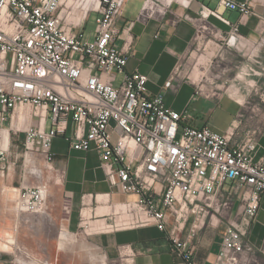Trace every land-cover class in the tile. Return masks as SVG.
Here are the masks:
<instances>
[{
  "label": "built area",
  "instance_id": "obj_1",
  "mask_svg": "<svg viewBox=\"0 0 264 264\" xmlns=\"http://www.w3.org/2000/svg\"><path fill=\"white\" fill-rule=\"evenodd\" d=\"M219 1L242 12L251 8L247 1ZM125 3L88 0L85 15L75 17L80 0H0V144L4 131L10 137L27 116L23 144L50 165L57 137L69 149L96 152L109 170V183L137 199L114 205L95 230L154 224L170 251L188 264H194L190 239L197 225L191 223L184 239L178 226L191 215L197 220L231 209V195L242 187L214 261L238 264L264 198V157H255V131L232 144V132L191 125L186 109L175 110L163 93L149 92L145 74L126 72L131 45L128 39L117 43L116 27ZM153 5L155 0H145L143 9ZM91 12L94 34L83 39L78 29ZM260 23L263 31L264 19ZM256 45L264 48V34ZM170 84L171 79L165 88ZM4 151L0 147V159ZM228 183L230 192L224 189ZM45 192L44 186H25L16 208L41 211Z\"/></svg>",
  "mask_w": 264,
  "mask_h": 264
},
{
  "label": "crops",
  "instance_id": "obj_2",
  "mask_svg": "<svg viewBox=\"0 0 264 264\" xmlns=\"http://www.w3.org/2000/svg\"><path fill=\"white\" fill-rule=\"evenodd\" d=\"M144 1L141 0L134 11L126 9V0L116 21L119 31L117 43L122 44L124 39H128L131 45L126 72L137 70L145 74L152 94L170 92L179 96L182 93L178 104L165 97L167 105L173 109L182 105L181 110H187L190 99L198 96L197 103L192 106L195 121L191 118V125H205L219 133L232 132V144L242 141L247 132L255 131V157H264V48L256 45L264 34L260 23L264 19V0H234L247 1L251 6L247 12L225 8L219 0H155L156 5L143 9ZM234 27L237 31L233 30ZM199 33L212 35L213 39L209 40L212 51L209 52L218 56L216 65H224L221 68L224 76L219 80L207 78L208 71L212 70L208 62L199 67L201 60L187 76L176 75L181 58ZM169 79L170 87L165 88ZM5 139L8 143L9 136L6 135ZM52 153L53 165L50 168L60 175L64 191L72 198L66 213L71 231L68 233H73L71 227L77 211L84 218L83 211L89 210L91 215L88 218L97 222L107 219L104 216L114 205L137 199L135 194L124 193L117 185L109 183V170L96 152L69 149L64 139L57 137L53 140ZM6 163L7 150L0 159V183L14 185V168ZM29 173L36 174L35 167L29 169ZM25 186L28 185L13 186V189L20 192ZM231 188L232 183L224 186L227 192ZM242 190L239 187L231 195L234 201L231 209L204 215L197 220L191 215L188 221L178 226V233L184 239L191 223L197 225L190 239L194 264H214L223 233L235 217L238 205L235 203ZM84 194H91L89 201L82 200ZM63 202L55 201V210L62 208ZM44 212L48 214L46 210ZM85 214L88 216V211ZM166 215L169 226H172L173 215L170 212ZM87 234L91 244L86 246L87 249L98 251L89 258L91 264H188L180 255L170 251L165 234L154 224L94 230ZM64 235L66 233L62 232L61 236ZM244 241L246 249L238 264H264V198L251 218ZM0 264H7L1 256Z\"/></svg>",
  "mask_w": 264,
  "mask_h": 264
},
{
  "label": "rangeland",
  "instance_id": "obj_3",
  "mask_svg": "<svg viewBox=\"0 0 264 264\" xmlns=\"http://www.w3.org/2000/svg\"><path fill=\"white\" fill-rule=\"evenodd\" d=\"M140 4L141 0H128L125 7L135 11ZM88 5V0H80L79 6L75 8L74 16L83 17ZM87 16L82 27L84 29L78 30L83 32V39H92L96 13L91 12ZM210 39H213L210 34L199 33L197 35L189 51L181 58L175 71L176 75L187 76L195 64L201 60L198 65L201 68L207 62L210 64L209 68L212 71H208V79L223 78L221 68L224 65H216L218 56L209 52L212 51ZM212 72L213 75L210 76ZM163 94L170 100L174 99L176 104L182 98V93L179 96L170 92ZM194 97L195 99H190L187 113L195 121L192 106L197 103L195 101L198 100V96L194 95ZM181 108L182 105L175 110H181ZM262 115L264 116V109ZM28 123L29 117L26 116L24 122L11 130L9 137L6 165L14 168L15 179L14 185L4 186L0 183V256L6 259L7 264H44L45 262L47 264H91L89 258L98 251L97 249L95 251L87 249L86 246L91 245L88 242L87 233L93 232L98 224L88 218L91 215L89 210L83 211L84 218H81L77 211L73 216L74 225L71 227L74 235L68 233L70 230L66 213L69 211V201H72V198L64 191L60 175L50 168L51 165L44 160L43 155L31 153L24 146V130ZM6 127H8L7 122ZM34 167L36 174L29 173V169ZM40 183L46 185L44 207L41 211L32 212L16 208L19 192L14 190L13 186L19 188L20 185H38ZM239 199H237L236 205L239 203ZM89 200V197L85 199V201ZM55 201H64L62 208L55 210ZM45 210L48 212L46 215ZM86 211L89 213L88 216L85 214ZM62 232H65L66 235L61 236Z\"/></svg>",
  "mask_w": 264,
  "mask_h": 264
},
{
  "label": "bare ground",
  "instance_id": "obj_4",
  "mask_svg": "<svg viewBox=\"0 0 264 264\" xmlns=\"http://www.w3.org/2000/svg\"><path fill=\"white\" fill-rule=\"evenodd\" d=\"M6 135L9 136V133H8L7 130L4 131V137H3V140L1 141V144H0V147H1L2 150H7V149H8V146H9V143L6 144V143H7V140L5 139V136H6ZM31 171H33V170H31ZM28 172H29V171H28ZM32 173H33V172H32ZM100 196H102V195H100ZM102 198H103V196H102Z\"/></svg>",
  "mask_w": 264,
  "mask_h": 264
}]
</instances>
